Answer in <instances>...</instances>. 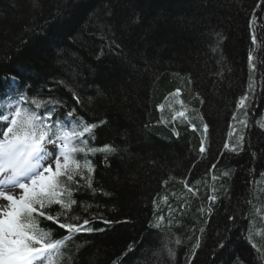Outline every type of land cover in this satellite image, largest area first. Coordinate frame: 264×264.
<instances>
[{
    "label": "trees",
    "instance_id": "16d2710c",
    "mask_svg": "<svg viewBox=\"0 0 264 264\" xmlns=\"http://www.w3.org/2000/svg\"><path fill=\"white\" fill-rule=\"evenodd\" d=\"M17 91L117 149L88 157L92 188L77 177L72 222L103 231L64 264H264V0H0V98Z\"/></svg>",
    "mask_w": 264,
    "mask_h": 264
},
{
    "label": "snow or ice",
    "instance_id": "6c2138e0",
    "mask_svg": "<svg viewBox=\"0 0 264 264\" xmlns=\"http://www.w3.org/2000/svg\"><path fill=\"white\" fill-rule=\"evenodd\" d=\"M76 99L79 103L78 96ZM245 100L247 96L240 99L239 107L245 106ZM58 106L63 107V104L55 98L29 96L23 91H17L15 95L5 93L0 98V201L4 202L0 203V264H64L68 259L65 252L70 247L69 241L76 234L103 231L87 227L90 223L87 219L82 224L73 223L80 217L69 213L77 204L73 198V192L79 186L77 177L85 181L88 188L93 187L94 166L88 157L97 152L114 153L117 149L112 145L93 146L91 141L95 139L98 125L85 121L75 109L67 112L65 120L54 117ZM40 109L45 111L41 113ZM176 116L184 117L185 112L180 111ZM233 119L236 117L233 116ZM207 132L208 127L204 125V140L207 139ZM243 139V136L239 137L237 144ZM204 140L201 142V153L205 151ZM228 147L225 144V148ZM236 150V146L231 148V151ZM77 153L83 154V158H77ZM186 187L189 192L193 191L188 185ZM16 189L20 192L15 193ZM210 199L214 201L216 197ZM54 205L58 209L53 214L48 210ZM41 217L58 223L66 234L54 236L52 229L40 226ZM102 222L114 223L107 219ZM159 226V223L155 225ZM248 239L252 247L260 252L252 242L251 234ZM175 243L180 244V241ZM199 247L197 241L194 249ZM128 251H132L131 246ZM168 253L170 257H175L173 249H168Z\"/></svg>",
    "mask_w": 264,
    "mask_h": 264
},
{
    "label": "rangeland",
    "instance_id": "374dc122",
    "mask_svg": "<svg viewBox=\"0 0 264 264\" xmlns=\"http://www.w3.org/2000/svg\"><path fill=\"white\" fill-rule=\"evenodd\" d=\"M263 109H264V106H263ZM262 109V111H264ZM261 115V114H260ZM259 115V116H260ZM0 138H2V137H0ZM51 147V146H50ZM15 191V193H19L20 192V190L19 189H16V190H14ZM0 203H4L3 201H0ZM163 243H162V246L164 247L163 248V250H164V252L165 253H167L168 255H169V253H168V249H173L172 247L174 246V244H175V239H170V238H168L167 236L165 237V238H163ZM174 250V249H173ZM156 252H154V254H155ZM158 253V252H157ZM156 255V254H155Z\"/></svg>",
    "mask_w": 264,
    "mask_h": 264
}]
</instances>
